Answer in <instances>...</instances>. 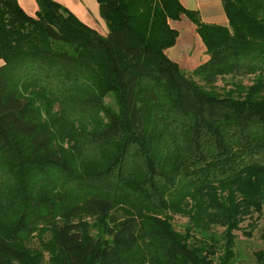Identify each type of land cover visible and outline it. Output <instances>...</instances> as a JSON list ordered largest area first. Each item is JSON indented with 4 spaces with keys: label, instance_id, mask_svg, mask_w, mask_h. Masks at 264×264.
Instances as JSON below:
<instances>
[{
    "label": "trees",
    "instance_id": "obj_1",
    "mask_svg": "<svg viewBox=\"0 0 264 264\" xmlns=\"http://www.w3.org/2000/svg\"><path fill=\"white\" fill-rule=\"evenodd\" d=\"M97 1L107 36L0 0V264H240L264 216V0H221L227 25ZM182 17L208 55L189 71L166 53Z\"/></svg>",
    "mask_w": 264,
    "mask_h": 264
},
{
    "label": "rangeland",
    "instance_id": "obj_2",
    "mask_svg": "<svg viewBox=\"0 0 264 264\" xmlns=\"http://www.w3.org/2000/svg\"><path fill=\"white\" fill-rule=\"evenodd\" d=\"M84 3L86 4V0H84ZM97 8V10L89 11L91 19L94 20V17L92 16H95L103 24H106L101 15L99 7ZM185 24H190L193 26V31ZM172 25L179 32V40L175 45V49H173L174 55L176 57L175 59L180 60V62H177L183 70L189 71L197 68L207 60L208 55L206 54V49L201 38L195 30V25L186 17L183 19V21H180V23L174 22ZM106 28L108 30L107 24ZM173 51H167L170 57L173 56ZM246 82L248 83V81ZM220 84L222 85V83ZM255 220L257 224L256 228L252 232V236H247L245 234V232H250L251 230V227H247L251 221L250 219L242 224V230L236 232L238 235L237 252L239 258L241 259L240 264H256L254 253L259 250H264V242L260 238L261 227L264 226V216L259 217L258 215H255ZM185 222L186 219L180 218L179 216L175 218L177 228H180L179 226L185 224Z\"/></svg>",
    "mask_w": 264,
    "mask_h": 264
},
{
    "label": "crops",
    "instance_id": "obj_3",
    "mask_svg": "<svg viewBox=\"0 0 264 264\" xmlns=\"http://www.w3.org/2000/svg\"><path fill=\"white\" fill-rule=\"evenodd\" d=\"M54 1L68 8L82 22L96 29L101 35L107 36L109 34V29L107 30L106 24H103L95 16H92L94 17V20H92L90 17L89 11L97 10L98 9L97 7H99L100 9V6H98L99 3L97 0H86V4L84 3V0H54ZM180 1L184 5V7H186L187 9L199 11L201 19L205 23L218 24V25L228 24L226 14L224 12V9H222L223 6H221L222 5L221 0H180ZM18 2L28 15L30 16L36 15V12L38 11V5H37L36 0H18ZM183 19H185V17H182L180 21H183ZM180 21H176V22L180 23ZM185 25L188 28L192 29L193 31L194 29L193 26H191L190 24H185ZM195 30H196V26H195ZM173 49H175V46L169 50L173 51ZM167 55L169 56L168 53ZM169 58L173 60L174 62H177V61L180 62V60L175 59L176 57L174 55V51H173V56L172 57L169 56ZM1 65L2 64H0V66Z\"/></svg>",
    "mask_w": 264,
    "mask_h": 264
}]
</instances>
